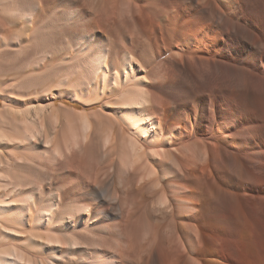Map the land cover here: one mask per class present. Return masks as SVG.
<instances>
[{
  "label": "bare ground",
  "instance_id": "6f19581e",
  "mask_svg": "<svg viewBox=\"0 0 264 264\" xmlns=\"http://www.w3.org/2000/svg\"><path fill=\"white\" fill-rule=\"evenodd\" d=\"M262 55L264 0H0V264H264Z\"/></svg>",
  "mask_w": 264,
  "mask_h": 264
},
{
  "label": "rangeland",
  "instance_id": "374dc122",
  "mask_svg": "<svg viewBox=\"0 0 264 264\" xmlns=\"http://www.w3.org/2000/svg\"><path fill=\"white\" fill-rule=\"evenodd\" d=\"M220 25L222 27V23H220ZM227 33L228 34L225 35L227 39L229 37H232L233 34H234V32L232 30H230ZM244 40H245L244 45L246 46V48L249 51L257 50L259 48V46H260V43L259 42L257 43V41L249 42V36L248 35L244 36ZM255 44H257V45L255 46ZM59 51L60 50L55 51L51 55V57H49V59L51 60L52 64L54 65L53 67L56 66L55 69H57V67L60 68L62 65L65 66V67L62 66L63 67L62 68L63 71L65 70L64 73H63V76H65V78H66V81L64 82V84H62V87H60L62 89V91L64 93H66L67 91H70V90L72 91L73 90V91H77L80 94L85 93L88 89L92 91L93 87L95 85H97L96 83L99 82V79H97L98 78L97 75H99V71L96 72L95 71L96 69H94L93 67H90V64L89 63H91V61L90 62L88 61L89 62L88 63V62H83L82 59H81V61L78 60V62H74V64H73L72 63L73 62L72 59L74 58V54L73 53H72L71 56L69 55L68 58H66L64 61H62V59L65 58V56L67 55V53H66V51H62V52H59ZM261 58L262 59H260L258 63L262 66V68H264V56L261 57ZM49 59H48V61H50ZM91 68H93L94 70L91 69ZM184 68L186 69L185 70V74H188L189 73L188 72V70H189L188 64ZM41 69H44L45 70V66L41 67ZM233 76L234 77H232V76L230 77L231 80L230 79H227L226 82L227 83H230V82L231 83H233V82L236 83V81L237 82L240 81V80L238 81V79L236 78L235 75H233ZM233 78H236V79H233ZM251 80H252V78L248 79V81H249V82L247 81L248 82L247 83L248 86L246 87V89H243V93H242V96L241 97L246 101V104L245 105L251 106V107H253L256 110L258 108L257 111L260 112L261 110L262 111L264 110V85L263 84H260V82L252 83ZM209 81H211V78H208L207 75H205L204 77H201L200 79H197V83L196 84H197V86L203 87V86H206ZM250 83L251 84H255V85L254 86H250L251 85ZM29 92L31 94L34 93V89L32 88L31 91H29ZM48 93H49L48 96H50L51 95V92L49 91ZM94 94L95 93L93 92V94H91V95L94 96ZM54 102H55V104L57 106H60L62 104H65L67 107L69 106L71 108H75V109H78V110H81V109L84 108V106L82 105V103H80L78 100H75L73 97H70V96L65 95V94H63V96H57V98L54 100ZM0 104H1V99H0ZM94 109L95 110L99 109V105H95L94 106ZM3 167H5V166H1V168H3ZM5 168H3L1 170H3V171L4 170H7Z\"/></svg>",
  "mask_w": 264,
  "mask_h": 264
}]
</instances>
